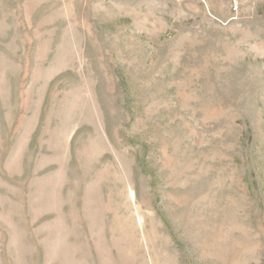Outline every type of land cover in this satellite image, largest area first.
Returning <instances> with one entry per match:
<instances>
[{
  "label": "rangeland",
  "instance_id": "obj_1",
  "mask_svg": "<svg viewBox=\"0 0 264 264\" xmlns=\"http://www.w3.org/2000/svg\"><path fill=\"white\" fill-rule=\"evenodd\" d=\"M0 264H264V0H0Z\"/></svg>",
  "mask_w": 264,
  "mask_h": 264
}]
</instances>
